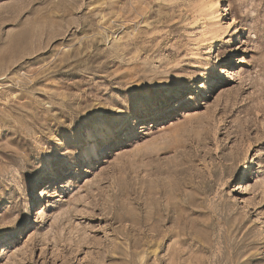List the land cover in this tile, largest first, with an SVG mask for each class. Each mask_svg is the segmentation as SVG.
Listing matches in <instances>:
<instances>
[{
    "label": "rangeland",
    "instance_id": "374dc122",
    "mask_svg": "<svg viewBox=\"0 0 264 264\" xmlns=\"http://www.w3.org/2000/svg\"><path fill=\"white\" fill-rule=\"evenodd\" d=\"M206 1L0 0V264H264V0Z\"/></svg>",
    "mask_w": 264,
    "mask_h": 264
},
{
    "label": "bare ground",
    "instance_id": "6f19581e",
    "mask_svg": "<svg viewBox=\"0 0 264 264\" xmlns=\"http://www.w3.org/2000/svg\"><path fill=\"white\" fill-rule=\"evenodd\" d=\"M207 6H213V8L217 7L219 10L218 11H215L217 13H225V11L227 10L226 8V5L225 4H222V1L221 0H207L204 4H203V8H207ZM216 10V9H215ZM224 15V14H223ZM231 22H233V20H228L225 22L226 26H227V30L228 32H231V29L228 30L229 26L231 25ZM224 23H222L223 25ZM222 28V27H221ZM229 34V33H228ZM229 42V39L226 40V43ZM214 46V43L210 45V48L212 49ZM215 52V49L213 50V53ZM224 71H221V73L217 76V79L218 78H222L224 77V74H223ZM217 82V80L215 81V83ZM209 84L212 85L214 84V79H211L209 80ZM175 96H177L179 94V90H175L174 92ZM116 122H117V119H114L112 121L113 123V126H104V131L103 132H100V135L103 137V138H106L108 140L110 139H114L115 138V135H116V132H118V128L116 127ZM96 130V127L92 130L91 134L93 135V132ZM90 135V134H89ZM94 148H95V143H93L90 147V150L92 152H94ZM88 153H86V155H88ZM250 166H252V161L250 162ZM69 168H71L72 166H68ZM245 175V168L241 169V172H240V177H243ZM39 178V177H38ZM3 234H5V232H3Z\"/></svg>",
    "mask_w": 264,
    "mask_h": 264
},
{
    "label": "snow or ice",
    "instance_id": "6c2138e0",
    "mask_svg": "<svg viewBox=\"0 0 264 264\" xmlns=\"http://www.w3.org/2000/svg\"><path fill=\"white\" fill-rule=\"evenodd\" d=\"M226 58H227V55H225V59ZM216 67H218V66H212V67L209 68V70H208L209 76H211L214 73V71L216 70ZM193 83H197V81H194ZM205 83H207V81H205ZM189 103H190V101H189ZM72 147H74V145L65 142L64 148L71 149ZM59 151H63V148L60 149ZM62 159L68 160V155H65L64 157H62ZM5 227H7V226H5ZM2 237H3V233L0 232V241H2ZM0 246H3V243L2 242H0Z\"/></svg>",
    "mask_w": 264,
    "mask_h": 264
}]
</instances>
